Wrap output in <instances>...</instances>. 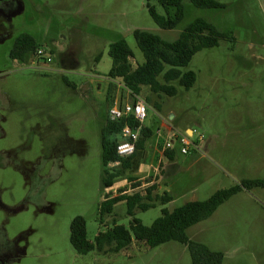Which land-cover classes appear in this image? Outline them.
Returning a JSON list of instances; mask_svg holds the SVG:
<instances>
[{"label": "rangeland", "instance_id": "obj_1", "mask_svg": "<svg viewBox=\"0 0 264 264\" xmlns=\"http://www.w3.org/2000/svg\"><path fill=\"white\" fill-rule=\"evenodd\" d=\"M214 1L223 8L203 10L185 1L183 21L163 31L147 0H0V256L7 264H192L188 248L175 242L155 249L134 243L119 254L85 256L70 243L77 217L85 219L92 242L112 226L108 217L101 224L99 214L106 194L101 135L110 84L115 102L134 98L108 78L109 50L125 40L133 68L144 64L136 30L173 42L203 19L232 36L198 52L183 70L197 76L189 91L178 82L172 83L173 97L142 88L145 127L152 132L142 168L157 164L167 142L173 141L175 158L164 159L155 192L168 193L172 202L136 211L134 218L151 226L164 209L207 201L244 180H264V0ZM156 7L164 18L175 16V9ZM23 34L53 50L55 63L12 60ZM64 55L71 58L64 66L74 71L62 74ZM173 135L187 137L198 150L181 155ZM113 218L130 229L133 218L124 202ZM187 234L222 253L223 264H264V189L242 191Z\"/></svg>", "mask_w": 264, "mask_h": 264}, {"label": "trees", "instance_id": "obj_2", "mask_svg": "<svg viewBox=\"0 0 264 264\" xmlns=\"http://www.w3.org/2000/svg\"><path fill=\"white\" fill-rule=\"evenodd\" d=\"M185 1H190L196 8L203 10L223 8L214 0H147V8L151 18L161 30L171 31L184 19ZM156 4L166 11L175 9V16L173 18L160 16ZM231 36V33L221 32L203 19L194 21L180 38L173 42H167L149 32L136 30L134 38L144 56V64L136 69L133 68V52L127 42L121 40L110 45L109 57L112 60V68L108 78L112 82H118L124 90L136 96H140L143 87H148L153 94L176 96L177 90L172 83L178 82L186 91L192 89L196 83L197 76L193 71L183 72L189 67L194 56L202 50L218 47L221 40L230 39ZM40 48L42 47L32 36L23 34L16 39L10 56L17 62H33ZM159 77H162V82L158 80ZM63 80L67 86H71L66 77H63ZM115 88L116 86L111 83L107 94L108 108L115 102ZM103 124L102 186L106 190L119 180L131 179L141 170L142 163L147 157V141L151 138L152 132L144 127L135 154L130 158L121 159L117 154L118 136L126 125L133 126V122L123 120L112 123L108 120L107 111ZM165 157L172 161L175 152L166 151ZM110 165L114 167L111 168ZM256 188L264 189V180H244L240 185L217 191L207 201L189 202L173 212L164 209L162 216L151 226H144L134 218L136 211H148L155 208L158 203L164 206L172 202V197L168 193L156 195L157 186H154L145 194L118 197L102 202L99 208L100 222L104 224V219L108 217L112 226L105 232L99 233L94 242L88 239L85 219L75 218L71 224L70 243L79 255L85 256L94 251L101 254H119L134 243L142 244L147 249H155L175 242L188 248L192 264H223L225 257L222 253L214 252L207 246L192 241L187 231L210 219L221 206L242 191H252ZM123 202L127 206V214L133 218L130 229L118 225L113 218L114 208Z\"/></svg>", "mask_w": 264, "mask_h": 264}, {"label": "built area", "instance_id": "obj_3", "mask_svg": "<svg viewBox=\"0 0 264 264\" xmlns=\"http://www.w3.org/2000/svg\"><path fill=\"white\" fill-rule=\"evenodd\" d=\"M34 62L43 63L45 65L54 64L55 55L53 50L48 47L38 49L35 54ZM129 93L134 98L132 102L123 104L116 101L108 108V120L110 122L115 123L123 120L133 122V126L126 125L118 136L117 154L121 159L130 158L135 154L136 145L147 119V105L145 101L141 97L133 95L131 92ZM171 139H179L180 153L183 156H188L191 151L198 150L197 144L190 141L187 137L173 135ZM173 147V141L167 142L165 146L158 151L159 158L157 164L151 165V169L147 174L141 177H135L133 175L131 179L125 178L116 182L111 188L106 189L103 202L118 197L145 194L152 187L158 186L159 177L163 169V161L167 159L165 153L166 151H173ZM110 167L113 168L114 165H110Z\"/></svg>", "mask_w": 264, "mask_h": 264}, {"label": "crops", "instance_id": "obj_4", "mask_svg": "<svg viewBox=\"0 0 264 264\" xmlns=\"http://www.w3.org/2000/svg\"><path fill=\"white\" fill-rule=\"evenodd\" d=\"M65 56V55H64ZM15 62H17V61H15ZM55 63V62H54ZM61 65H62V68H59L58 67V71H60L62 74H65V73H67V72H69V71H74V68H66L65 66H64V62H61L60 63ZM187 133H188V135H189V131H187ZM152 150H154V151H156V149H152ZM159 153V152H158ZM147 154H148V152H147ZM155 154H156V152L154 153L153 152V159H157V157H159L158 155H157V157L155 156ZM149 155V154H148ZM156 157V158H155ZM148 171H149V169L148 170H145L144 168H141V170L137 173V174H135L134 176L135 177H141V176H143V175H145V174H147L148 173ZM122 182H124V181H122Z\"/></svg>", "mask_w": 264, "mask_h": 264}, {"label": "flooded vegetation", "instance_id": "obj_5", "mask_svg": "<svg viewBox=\"0 0 264 264\" xmlns=\"http://www.w3.org/2000/svg\"><path fill=\"white\" fill-rule=\"evenodd\" d=\"M69 61H71V58L69 59V58L66 57V56H63V57L61 58V62L67 63V62H69ZM0 264H7V261H6L3 257H1V256H0Z\"/></svg>", "mask_w": 264, "mask_h": 264}, {"label": "water", "instance_id": "obj_6", "mask_svg": "<svg viewBox=\"0 0 264 264\" xmlns=\"http://www.w3.org/2000/svg\"><path fill=\"white\" fill-rule=\"evenodd\" d=\"M191 131H189V133H190ZM192 133V132H191Z\"/></svg>", "mask_w": 264, "mask_h": 264}]
</instances>
